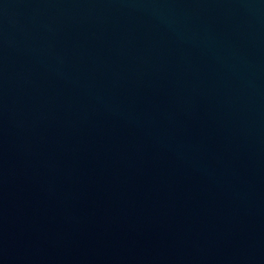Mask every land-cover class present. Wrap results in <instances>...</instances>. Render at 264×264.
I'll list each match as a JSON object with an SVG mask.
<instances>
[{
	"label": "water",
	"instance_id": "1",
	"mask_svg": "<svg viewBox=\"0 0 264 264\" xmlns=\"http://www.w3.org/2000/svg\"><path fill=\"white\" fill-rule=\"evenodd\" d=\"M0 264H264V0H0Z\"/></svg>",
	"mask_w": 264,
	"mask_h": 264
}]
</instances>
